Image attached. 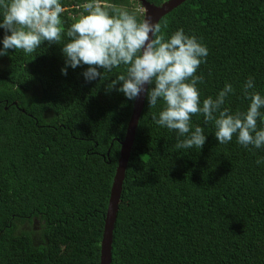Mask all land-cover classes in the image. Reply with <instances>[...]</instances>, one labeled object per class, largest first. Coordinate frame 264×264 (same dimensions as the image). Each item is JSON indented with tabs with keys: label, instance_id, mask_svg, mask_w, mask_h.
<instances>
[{
	"label": "trees",
	"instance_id": "trees-1",
	"mask_svg": "<svg viewBox=\"0 0 264 264\" xmlns=\"http://www.w3.org/2000/svg\"><path fill=\"white\" fill-rule=\"evenodd\" d=\"M140 5L0 0V264H101ZM51 9L64 41L28 39ZM112 249V264H264V0H184L158 23Z\"/></svg>",
	"mask_w": 264,
	"mask_h": 264
},
{
	"label": "water",
	"instance_id": "water-1",
	"mask_svg": "<svg viewBox=\"0 0 264 264\" xmlns=\"http://www.w3.org/2000/svg\"><path fill=\"white\" fill-rule=\"evenodd\" d=\"M144 9V21L142 24L141 60L142 72L135 97L133 113L131 115L126 137L121 142V154L116 171L115 181L112 187L110 202L108 206L106 224L101 242V264H112L113 259V237L115 223L118 217L119 204L123 190L125 170L127 168L131 150L133 148L136 130L139 124L141 113L145 107L149 83L153 67V44L156 27L160 20L172 10L183 3L184 0H166L160 5L151 3L148 0H139ZM17 104V102H16Z\"/></svg>",
	"mask_w": 264,
	"mask_h": 264
},
{
	"label": "clouds",
	"instance_id": "clouds-1",
	"mask_svg": "<svg viewBox=\"0 0 264 264\" xmlns=\"http://www.w3.org/2000/svg\"><path fill=\"white\" fill-rule=\"evenodd\" d=\"M102 3L105 4L102 1H97L95 3V5H101ZM82 6H84V5H81V7ZM85 6L88 8L89 4H87ZM141 7H142V5H141ZM177 8H175V9H177ZM63 10L64 9H51L48 11V13L45 16H43L41 18H36V19H32V20L31 19L25 20V22L28 26V32H27L28 37L27 38L28 39L35 38L37 41H52V40L57 41V42L64 41L62 35L59 34L57 31L58 27L53 25L52 21L49 19V16H48V14H51L54 11L63 12ZM174 10H172V11H174ZM69 46H70L69 48H72L74 46H79V44L75 45V44L70 43ZM118 163H119V161H118ZM115 176H116V174H115ZM114 181H115V177L113 179V184H114ZM123 184H124V182H123ZM120 201H121V199H120ZM119 206H120V204H119Z\"/></svg>",
	"mask_w": 264,
	"mask_h": 264
},
{
	"label": "rangeland",
	"instance_id": "rangeland-1",
	"mask_svg": "<svg viewBox=\"0 0 264 264\" xmlns=\"http://www.w3.org/2000/svg\"><path fill=\"white\" fill-rule=\"evenodd\" d=\"M138 9L140 11L144 10V9H142L141 5L138 6ZM31 217H32V219L34 218L33 215ZM30 219L31 218H28L25 222H23V226L26 227V228H28V229L29 228H32V226H31L32 225V222L30 221ZM34 225L36 226V230H40L41 229L40 222L38 220H36V222H34Z\"/></svg>",
	"mask_w": 264,
	"mask_h": 264
}]
</instances>
